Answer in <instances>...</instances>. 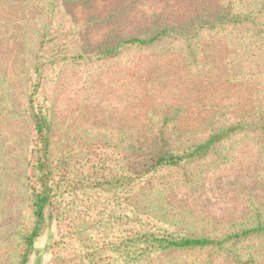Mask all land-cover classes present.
Here are the masks:
<instances>
[{
  "label": "rangeland",
  "instance_id": "374dc122",
  "mask_svg": "<svg viewBox=\"0 0 264 264\" xmlns=\"http://www.w3.org/2000/svg\"><path fill=\"white\" fill-rule=\"evenodd\" d=\"M192 1L96 0L92 7L79 2L74 20L61 5L56 8V19L49 22L58 31L43 38L39 54L48 55L49 47L59 42L65 45L61 53L88 58L40 70L36 76L44 86L37 100L50 107L55 119L53 165L77 187L66 189L46 209V227L28 264H91L90 257L96 261L114 256L109 243L119 245L142 227L137 223L134 200H125L131 195L97 189L104 169L124 164V151L116 144L119 136L148 134L169 106L177 107L179 126L189 129L217 106L249 110L252 89L257 91L259 85L226 80L228 53H220L216 45L222 35L210 41L208 49H201L203 61L215 57L218 63L204 73L188 65L177 48L162 46L125 50L109 61L98 60L96 51L108 37L123 30L126 35L140 34L151 25L154 11L164 14L166 9L165 13L183 15ZM45 2L0 0V77L8 80L4 85L0 80V93L6 95L0 98V225L5 224V238H12L23 223H30L25 175L32 165L35 130L23 86L27 71L37 69L26 58L37 53L32 33L44 21ZM91 13L97 17L92 18ZM26 14L29 30L21 31L29 24L23 21ZM108 16L109 21L104 20ZM212 167L194 185L167 194L171 201L185 212L219 222L242 217L252 201L264 204V152L255 142H237L226 160ZM160 225L150 223L147 227L158 231ZM68 235L71 237L66 238ZM0 243V247H9L15 240Z\"/></svg>",
  "mask_w": 264,
  "mask_h": 264
},
{
  "label": "trees",
  "instance_id": "16d2710c",
  "mask_svg": "<svg viewBox=\"0 0 264 264\" xmlns=\"http://www.w3.org/2000/svg\"><path fill=\"white\" fill-rule=\"evenodd\" d=\"M79 2L92 7L96 0H46L44 21L32 33L36 37L37 53L29 55L26 61L30 60L37 69L34 73L27 71L29 77L26 76L23 86L35 130V142L30 150L32 165H27L25 175V208L30 223H23L12 237L14 245L0 247V264H28L35 242L46 227V209L66 189L77 187V183L66 180V173L53 165L51 152L55 143L51 132L55 119L50 107L37 100L44 83L36 75L47 65L54 67L87 60L84 54L61 53L65 45L59 42L49 47L48 55L39 54L45 43L43 38L58 31L49 22L56 19L58 5L74 20ZM165 10L164 14L154 11L151 25L140 34L126 35L123 30L114 38L108 37L96 51L98 60L109 61L125 50L162 46L177 48L188 65L201 68L204 73L218 63L215 57L212 61H203L201 49H208L210 41L222 35L216 45L220 53L223 50L228 53L226 80L252 87L257 84L259 88L252 89L250 108L245 112L217 106L189 129L179 126L178 109L169 106L148 134L118 137L116 144L124 151V164L104 169V179L97 189L107 194L131 195V199L125 200H134L137 223L143 228L127 236L120 246L118 242L109 243L114 256H102L96 261L90 257V263L151 264L150 260L154 259L152 264H264V204L252 201L242 217L219 222L185 212L168 196L176 188L192 186L207 176L212 166L226 160L227 153L239 141H253L264 152V0H193L183 15L165 13ZM90 15L97 17L96 13ZM104 20L109 21V16ZM23 21L29 24L21 31L29 30L27 14ZM0 80L2 85L8 81L3 77ZM1 97L6 95L0 93ZM150 223H161L158 231L148 229ZM0 226V242L10 241L12 238L3 236L5 224Z\"/></svg>",
  "mask_w": 264,
  "mask_h": 264
}]
</instances>
